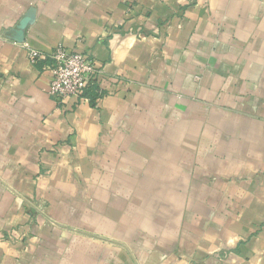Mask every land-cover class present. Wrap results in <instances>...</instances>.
<instances>
[{"label": "crops", "instance_id": "crops-1", "mask_svg": "<svg viewBox=\"0 0 264 264\" xmlns=\"http://www.w3.org/2000/svg\"><path fill=\"white\" fill-rule=\"evenodd\" d=\"M0 264H264V0H0Z\"/></svg>", "mask_w": 264, "mask_h": 264}, {"label": "built area", "instance_id": "built-area-1", "mask_svg": "<svg viewBox=\"0 0 264 264\" xmlns=\"http://www.w3.org/2000/svg\"><path fill=\"white\" fill-rule=\"evenodd\" d=\"M27 55L33 65L47 62L46 68L51 74L49 94L59 108L67 109L73 97L90 102L86 92L92 88L100 92L99 84L105 71L90 54L70 50L61 44L49 53L29 46Z\"/></svg>", "mask_w": 264, "mask_h": 264}, {"label": "trees", "instance_id": "trees-1", "mask_svg": "<svg viewBox=\"0 0 264 264\" xmlns=\"http://www.w3.org/2000/svg\"><path fill=\"white\" fill-rule=\"evenodd\" d=\"M95 92H96L95 89L92 88L91 90H88V91L86 92V94H87L88 96L90 95V98H94V97H96L97 94H98V93L95 94ZM91 100H92V99H91Z\"/></svg>", "mask_w": 264, "mask_h": 264}]
</instances>
